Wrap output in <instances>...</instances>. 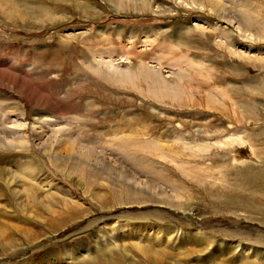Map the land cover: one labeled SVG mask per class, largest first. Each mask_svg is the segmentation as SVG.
<instances>
[{
  "label": "rangeland",
  "instance_id": "rangeland-1",
  "mask_svg": "<svg viewBox=\"0 0 264 264\" xmlns=\"http://www.w3.org/2000/svg\"><path fill=\"white\" fill-rule=\"evenodd\" d=\"M247 165L264 167V0L0 1V264L78 244L264 264V214L198 181Z\"/></svg>",
  "mask_w": 264,
  "mask_h": 264
},
{
  "label": "bare ground",
  "instance_id": "bare-ground-1",
  "mask_svg": "<svg viewBox=\"0 0 264 264\" xmlns=\"http://www.w3.org/2000/svg\"><path fill=\"white\" fill-rule=\"evenodd\" d=\"M39 132L41 133V131H38L36 133H39ZM36 139H38V137H36ZM55 141H56V146H58L56 152L59 153L62 150L68 156L73 154L71 153L72 150L69 149V146L64 145L65 143L64 144L62 143V138H59ZM43 147H45V145ZM203 171L204 172L202 173L201 178L199 176L200 178V180H198L199 184L201 187L204 188L205 190L204 192H206V195H209L210 197H212V200L215 201L216 204L220 203V204L225 205L228 208H233L234 206L242 205L246 209H255L256 211H259L260 213L264 214V167L258 168L256 166L247 165L241 168L237 166L235 168L228 169L224 172H220V171L214 172L209 169H204ZM130 179L131 178L129 177V180L126 181V182H129L130 191L132 189L136 190V187L138 186V182H134V178L131 180ZM91 182L93 181L89 180L88 184L90 185ZM212 191H215L217 193L214 194ZM222 192H223V197L221 196L222 198L219 201L216 199V195ZM93 197H95L99 201L103 200L99 192H94ZM101 204L106 205L105 202H101ZM4 236H5L4 232L1 233V230H0V239ZM122 246L125 247L124 244H122ZM124 247H121V245L119 244L116 245V248L117 249L122 248L124 254H126L127 256V253L128 252L130 253L131 250H129V248H124ZM86 248L87 247L85 244H78L76 246L65 247L61 249L63 250V258L65 260L64 263L66 264H94V262H97L98 264H114L115 262H113V260L116 259V255H121L122 253V252L118 253V251H114V250L110 251L109 249H106L105 247V248H101L104 251L102 252L95 251L97 253L93 255L95 253L94 252L91 255L88 253ZM134 248H136L138 251L146 255L147 259L152 260V261L153 259H155V251H152L153 248L145 247V246H138V247L136 246ZM38 258H39L38 262H36L35 264H41L43 262H46L48 264H58L59 263V257L57 255V252L49 251L47 255L45 256L42 255ZM127 261H128L127 264H138L130 256ZM153 264H155V262H153ZM167 264H174V263L169 261Z\"/></svg>",
  "mask_w": 264,
  "mask_h": 264
}]
</instances>
